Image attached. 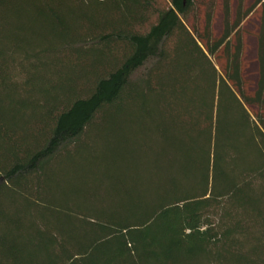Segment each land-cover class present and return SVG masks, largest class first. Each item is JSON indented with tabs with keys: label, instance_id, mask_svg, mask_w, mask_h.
<instances>
[{
	"label": "trees",
	"instance_id": "obj_1",
	"mask_svg": "<svg viewBox=\"0 0 264 264\" xmlns=\"http://www.w3.org/2000/svg\"><path fill=\"white\" fill-rule=\"evenodd\" d=\"M0 264H264V0H0Z\"/></svg>",
	"mask_w": 264,
	"mask_h": 264
},
{
	"label": "rangeland",
	"instance_id": "obj_2",
	"mask_svg": "<svg viewBox=\"0 0 264 264\" xmlns=\"http://www.w3.org/2000/svg\"><path fill=\"white\" fill-rule=\"evenodd\" d=\"M253 0H245L246 5L252 3ZM250 24L248 29L250 31L255 30V22L250 20ZM217 22V21H216ZM253 49H254V42L250 38L248 39L247 42V47H246V55L247 58V67H246V73L249 75L250 72H253V64H252V54H253ZM89 143L91 144L90 148L88 150H85V154L87 155V162L83 163L82 161L79 162L75 167L76 170H74L75 174L73 177H69L67 174L65 177V160H63L60 164L57 165V168L55 169L56 174L53 179V188H52V194L57 195V196H63L65 194V187H77L79 189H85L89 191L90 193H94L93 196L100 199V196L98 195V190L100 189H106L105 187L109 185V181L105 176H103L106 173V167L104 164H99L97 163L96 159L90 160L92 156L96 153L99 152V149L101 148L100 145V140L97 139L96 135H92ZM96 153V154H97ZM90 155V156H89ZM96 156V155H95ZM94 156V157H95ZM82 163V164H81ZM75 176V177H74ZM80 178H79V177ZM92 196V195H91Z\"/></svg>",
	"mask_w": 264,
	"mask_h": 264
}]
</instances>
